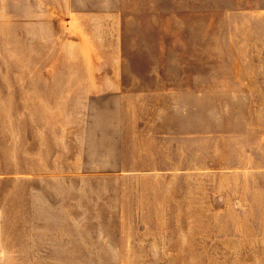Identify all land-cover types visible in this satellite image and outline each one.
Returning a JSON list of instances; mask_svg holds the SVG:
<instances>
[{
    "label": "rangeland",
    "instance_id": "rangeland-1",
    "mask_svg": "<svg viewBox=\"0 0 264 264\" xmlns=\"http://www.w3.org/2000/svg\"><path fill=\"white\" fill-rule=\"evenodd\" d=\"M46 1L0 0V264H264V0Z\"/></svg>",
    "mask_w": 264,
    "mask_h": 264
},
{
    "label": "crops",
    "instance_id": "crops-1",
    "mask_svg": "<svg viewBox=\"0 0 264 264\" xmlns=\"http://www.w3.org/2000/svg\"><path fill=\"white\" fill-rule=\"evenodd\" d=\"M51 3H52V0H47V1H46V4H47L48 6H51ZM68 14H70V15L72 16V18L70 19L72 30H73L75 33H77L78 35H80L81 32H82V20L84 19V17H85L86 15L98 14V12H96V11L88 12V11L82 10V9L79 8V7H75V6H73V9H70V10L68 11ZM81 201H82V200H81ZM85 201H86V200H85ZM82 202H84V201H82ZM82 202H81V205H80V206L83 205Z\"/></svg>",
    "mask_w": 264,
    "mask_h": 264
}]
</instances>
